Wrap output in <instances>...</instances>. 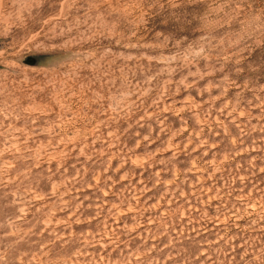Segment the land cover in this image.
Segmentation results:
<instances>
[{"label": "rangeland", "instance_id": "1", "mask_svg": "<svg viewBox=\"0 0 264 264\" xmlns=\"http://www.w3.org/2000/svg\"><path fill=\"white\" fill-rule=\"evenodd\" d=\"M0 264H264V0H0Z\"/></svg>", "mask_w": 264, "mask_h": 264}]
</instances>
